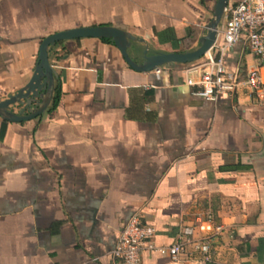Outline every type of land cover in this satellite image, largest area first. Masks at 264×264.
<instances>
[{
  "label": "crops",
  "instance_id": "0c3cea01",
  "mask_svg": "<svg viewBox=\"0 0 264 264\" xmlns=\"http://www.w3.org/2000/svg\"><path fill=\"white\" fill-rule=\"evenodd\" d=\"M214 1L0 0V99L28 79L50 33L116 26L142 38L147 54L184 52L196 48ZM52 50V108L0 118V264H113L109 252L135 212L156 245L210 216L223 230L206 264H264V102L242 83L253 68L264 79V66L244 36L223 54L240 83L213 100L184 82L199 77L186 71L195 62L135 71L108 38ZM139 264L173 263L142 251Z\"/></svg>",
  "mask_w": 264,
  "mask_h": 264
},
{
  "label": "built area",
  "instance_id": "2783aa9c",
  "mask_svg": "<svg viewBox=\"0 0 264 264\" xmlns=\"http://www.w3.org/2000/svg\"><path fill=\"white\" fill-rule=\"evenodd\" d=\"M224 13L222 42L217 44L215 40L203 53L202 60L186 69L200 71L196 80L184 79L187 85H199L200 94L209 100L218 93L233 92L240 83L237 71L225 68L223 54L242 35L257 66H264V0H239L227 4ZM153 70L155 75L159 73L158 67ZM242 83L257 102H264V79L256 68L245 73ZM222 230L220 224L213 223L207 216L194 225H180L172 243L156 245L154 227L142 223L139 213L135 212L120 229L109 255L113 264H139L142 251L165 256L173 264H206L210 246Z\"/></svg>",
  "mask_w": 264,
  "mask_h": 264
},
{
  "label": "water",
  "instance_id": "95a60500",
  "mask_svg": "<svg viewBox=\"0 0 264 264\" xmlns=\"http://www.w3.org/2000/svg\"><path fill=\"white\" fill-rule=\"evenodd\" d=\"M228 0H215L213 10L204 23L197 39L196 48L184 52H155L147 54V46L142 38L135 37L129 31L116 26L97 25L72 27L55 31L44 36L37 49V56L28 79L15 92L0 99V118L8 121H22L42 114L51 98L53 78L56 74L53 64L47 57V47L55 42L80 37L108 38L118 49L125 63L133 70L144 72L168 63H193L214 43L219 33V24L225 15ZM141 42V50L132 44ZM140 54L135 62L128 49ZM11 106L17 107L14 111Z\"/></svg>",
  "mask_w": 264,
  "mask_h": 264
},
{
  "label": "trees",
  "instance_id": "16d2710c",
  "mask_svg": "<svg viewBox=\"0 0 264 264\" xmlns=\"http://www.w3.org/2000/svg\"><path fill=\"white\" fill-rule=\"evenodd\" d=\"M60 41H58V42H55V43H53L52 45H50V46H48L47 47V57H48V59H49V61L52 63V61L54 60V59H56V55H53V46H55L56 44H58ZM202 58V57H201ZM201 58H199L198 60H200ZM197 60V61H198ZM57 78H58V75H57V73L55 74V76H54V78H53V88H52V93L54 92V94L52 95L51 94V99H50V102L48 103V105H47V107H46V109H45V111H48L49 109H51L52 108V106H53V103H54V99L56 98V92H57Z\"/></svg>",
  "mask_w": 264,
  "mask_h": 264
},
{
  "label": "rangeland",
  "instance_id": "374dc122",
  "mask_svg": "<svg viewBox=\"0 0 264 264\" xmlns=\"http://www.w3.org/2000/svg\"><path fill=\"white\" fill-rule=\"evenodd\" d=\"M133 45V44H132ZM128 54L131 56V58L133 59V61H138V60H140V58L139 57H134L133 55H132V53H131V48H129L128 49Z\"/></svg>",
  "mask_w": 264,
  "mask_h": 264
}]
</instances>
